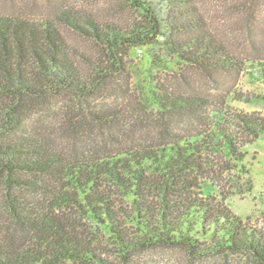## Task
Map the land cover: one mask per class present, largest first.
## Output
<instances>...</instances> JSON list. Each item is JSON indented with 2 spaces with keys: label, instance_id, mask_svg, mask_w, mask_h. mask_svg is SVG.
Instances as JSON below:
<instances>
[{
  "label": "trees",
  "instance_id": "16d2710c",
  "mask_svg": "<svg viewBox=\"0 0 264 264\" xmlns=\"http://www.w3.org/2000/svg\"><path fill=\"white\" fill-rule=\"evenodd\" d=\"M128 1L148 27L66 0L0 14V264H118L115 250L130 263L159 249L264 264V235L203 193L213 174L245 167L264 117L216 118L205 98L154 76L150 111L131 95L126 60L161 39L186 68L264 84V58L232 52L194 0Z\"/></svg>",
  "mask_w": 264,
  "mask_h": 264
},
{
  "label": "rangeland",
  "instance_id": "374dc122",
  "mask_svg": "<svg viewBox=\"0 0 264 264\" xmlns=\"http://www.w3.org/2000/svg\"><path fill=\"white\" fill-rule=\"evenodd\" d=\"M55 0H0L1 15H38L49 10ZM75 8L98 11L103 17L124 26L148 27L149 22L128 0H66ZM210 32L226 43L230 50L246 59L264 58V0H194ZM79 43V41H76ZM168 51L162 40L152 46L130 50L126 58L132 75L131 95L144 108L155 109L150 89L153 76L166 87L197 94L207 100L213 116L230 119L239 112L264 117V84L246 74H215L213 77L186 68ZM232 121V120H231ZM230 121V122H231ZM222 122V121H221ZM223 123V122H222ZM180 127H185L181 125ZM245 167L210 176L204 186L206 197L223 203L244 224L264 235V141L243 148ZM103 241L114 249L113 238ZM107 258L118 264L126 262L119 250ZM125 264H258L245 254L195 260L179 249H159L138 253Z\"/></svg>",
  "mask_w": 264,
  "mask_h": 264
}]
</instances>
